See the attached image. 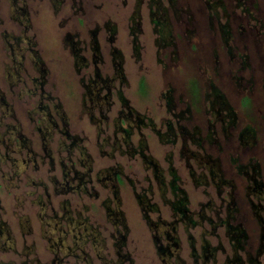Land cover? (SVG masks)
Instances as JSON below:
<instances>
[{"label": "rangeland", "instance_id": "374dc122", "mask_svg": "<svg viewBox=\"0 0 264 264\" xmlns=\"http://www.w3.org/2000/svg\"><path fill=\"white\" fill-rule=\"evenodd\" d=\"M211 84L228 108L206 99ZM169 90L190 116L175 144L158 132L176 125ZM125 102L146 124L126 121ZM68 120L88 137L69 158ZM20 133L37 155L27 166ZM71 163L91 177L90 194L57 184ZM255 178L264 183V0H0V228L12 237L0 264H222L234 255L220 224L229 216L248 234L238 256L261 247L264 264ZM173 185L195 225L173 209ZM84 227L96 238L75 240ZM165 231L173 254L159 251Z\"/></svg>", "mask_w": 264, "mask_h": 264}, {"label": "trees", "instance_id": "16d2710c", "mask_svg": "<svg viewBox=\"0 0 264 264\" xmlns=\"http://www.w3.org/2000/svg\"><path fill=\"white\" fill-rule=\"evenodd\" d=\"M155 23L159 26H161L162 21L160 19H156L154 20ZM165 26V23H163V27ZM160 28L161 30V34H162V38L160 37L161 40H165V31L164 29L162 30V28ZM169 31V30H168ZM134 30L133 33L134 34ZM166 34V33H165ZM211 88H212V95H210V93H206V99L208 100V98L210 96H215L214 99L212 101H210L212 104V106L215 104H220V108H228L229 106L227 105V101L225 99V97L221 94L220 90L214 85L211 84ZM172 90H169L167 93H165V98L167 99V104H168V109L169 111H173L174 116L176 117V125H174L172 122H168V128L165 132H160V130H158L159 135L162 139L163 142L166 143H172L175 144L179 138L183 137L184 135H189L191 133V129H189L187 127V125H184L181 121L184 119H189L190 116L184 117L181 114H178L174 111L175 109V101H174V97L172 96ZM189 106H187V111L191 112V108H190V103L188 104ZM214 105V106H215ZM216 121V120H215ZM214 123H212L210 125V134L209 137H213L214 136ZM192 130H196V133H198L199 137L195 138L198 141H196L198 143V145L202 146L203 145V141H205V137L203 138V136L201 135V130L199 129L198 126H196L194 129ZM194 136H196L195 133H193ZM207 163L209 164V162L207 161H203V165L207 166ZM210 165V164H209ZM208 167V166H207ZM208 174L209 175H215L214 170H209L208 168ZM179 177L175 174L174 177V181L177 180ZM172 190L174 192V194L176 195V200L173 201L174 205H173V209L175 210V212L179 215H181L182 219L186 218L189 219V221H191V223L193 225H195L197 223V221H195L191 214H190V208L188 206V197L185 195V190L182 189L179 186H172ZM252 190L255 192L256 197L262 198L264 196V183L262 181H260L259 179L255 178L254 184L252 186ZM181 197V198H180ZM178 202V203H177ZM259 209H264V203H261L258 205ZM236 210V208H235ZM145 216H147V214H145ZM231 216L227 217L226 219H221V225L225 224L227 226V234L232 242V244L234 245L233 251H234V255L233 257H227V259L222 263V264H248V262H250V264H258L259 263V258H258V254H260V252L262 251L261 247L258 251V254L253 256V254L248 253V257H246L245 259H243L242 257L238 256V252L237 249L239 248V250H245L246 248V244H247V240H248V234L246 232V230L242 227L241 224L235 225L231 223ZM260 223L264 228V219L260 218ZM264 230V229H263ZM171 235V239L172 240H168V244L166 246H162L159 245V251L161 253H166L169 252V248L171 250V246H177L179 244L178 240L174 239L176 237H172ZM262 238V246H264V231L263 234L261 236ZM171 243V244H170ZM206 250H208L205 247ZM172 253V251H171ZM247 253V252H246ZM173 254V253H172ZM208 255V254H207Z\"/></svg>", "mask_w": 264, "mask_h": 264}, {"label": "flooded vegetation", "instance_id": "af4514ba", "mask_svg": "<svg viewBox=\"0 0 264 264\" xmlns=\"http://www.w3.org/2000/svg\"><path fill=\"white\" fill-rule=\"evenodd\" d=\"M132 33H133V30L131 31V34ZM111 39L113 40V37H111ZM115 66H116V75L113 76L114 78H116V76L118 75L119 71L121 72V62L119 61L118 63L115 64ZM97 75L101 79V75H99V74H97ZM85 96H86V94H85ZM109 97H110V92L107 93L105 96L101 97V99L102 100L105 99L106 102H107ZM91 102L93 103L91 108H92V110H95L97 108V104H98L97 103V95L95 97H91ZM123 105L125 107L129 108V110L127 112H125L126 121L133 122V123L136 122V124H138V123L146 124L144 122L143 118H141L139 115H135L133 109L128 105L127 102L123 103ZM108 108H109V104H108ZM91 117H92L91 119L89 118L91 123H93V124H95L97 126V114L92 113ZM102 117L103 118L106 117L104 115V112H102ZM106 118H107V121H108V117H106ZM122 130L128 136L130 131H131V128L130 129L123 128ZM62 133L66 136V138H67V140L69 142L68 145H67V147H68V158L73 155V153H74V151L76 149H79L81 142L86 141V139H88L87 136H81L78 132L77 133L71 132L70 131V122H69V120L66 122L64 130L62 131ZM12 134H13V136L16 135L15 133H12ZM13 136H12L11 140H13V138L15 137V136L14 137ZM96 138H97V135H96ZM16 139H18L21 142V144L18 145L19 149H20L19 151H23V150L26 149V157H23V159H22L23 162L25 163V166H27V164H28L27 162L30 161V160H34L35 162H37V159H36L37 155H36L35 150L31 146V144H32L31 141L29 139H27L21 133L18 134V137ZM6 156H5V159H7ZM79 162H81V164H84V162H82L81 160ZM152 163L155 166H157V163H155V162H152ZM90 165H91V163L90 164L88 163L89 170H90V167H91ZM35 167H37V165H35ZM71 173H74V176H71ZM85 175H86V173L79 172L78 170H76L75 165L73 163H71L70 165L64 166L63 181L62 182L57 181V184L61 183V185H62L61 187L64 188L63 189L64 192H73V193L84 192V193H89L90 194V192L88 191V189H86V187H87V184L91 181V177L90 178L89 177H85ZM117 176H120V174L119 175L117 174ZM75 182H76V184H75ZM91 194H93V193H91ZM0 205H1V202H0ZM68 212H69V215H70L71 214L70 210H68ZM161 222L166 224L164 221H161ZM174 226L175 225H173L172 227H173V229L175 231L176 228ZM83 230H84L83 233L79 232L78 234L76 232H74V234H72L71 233L72 231L70 229L68 231L64 230V233H66V234H70L71 233L75 240L76 239H81L83 237V235H85L86 237H89V239L96 238L95 233L94 232H89V229L87 227H84ZM7 234L8 233H5V230L0 228V242L3 240L2 238H5V235H7ZM166 234H167V239L168 240H172L171 239V235L168 234V232H166ZM79 235H80V238H79ZM172 237H175V236L172 235ZM5 239L9 241V240L12 239V237H10L9 234H8ZM77 242H76V245H77ZM178 246H179V244L177 245V247ZM169 252H171L170 248H169ZM54 264H63V262H62V260L59 257H56Z\"/></svg>", "mask_w": 264, "mask_h": 264}]
</instances>
